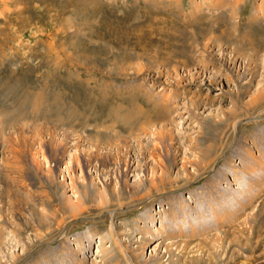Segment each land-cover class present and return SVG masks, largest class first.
<instances>
[{"label": "rangeland", "instance_id": "1", "mask_svg": "<svg viewBox=\"0 0 264 264\" xmlns=\"http://www.w3.org/2000/svg\"><path fill=\"white\" fill-rule=\"evenodd\" d=\"M1 130L0 264H264V0H0Z\"/></svg>", "mask_w": 264, "mask_h": 264}, {"label": "bare ground", "instance_id": "2", "mask_svg": "<svg viewBox=\"0 0 264 264\" xmlns=\"http://www.w3.org/2000/svg\"><path fill=\"white\" fill-rule=\"evenodd\" d=\"M5 131V130H4ZM4 131L3 130H1L0 131V136L3 138L2 140H3V146H2V149L0 148V152H1V150H2V152L3 153H5V155L7 154V156H3V153H2V156L0 155V174L2 173V174H5L8 178H9V180L10 181H12V183L14 182V181H16L17 182V178L18 177H23V175L21 174L22 173V170H21V168H20V164H18V159H17V157H18V155H16L15 154V152H16V143H14V140H12V137L13 136H11L10 135V132H6L5 134H4V137L2 136L3 134L2 133H4ZM9 133V134H8ZM21 139V138H20ZM0 140H1V138H0ZM2 142V141H1ZM1 143H0V147H1ZM22 148V147H21ZM18 149H20V147L18 148ZM23 149V148H22ZM21 149V150H22ZM26 150V149H25ZM30 150V149H29ZM25 152V151H24ZM27 153V152H26ZM29 155V154H28ZM23 156H24V154H23ZM23 156H21L22 158L21 159H23ZM31 155H29V157H30ZM25 158L24 159H26V156H24ZM29 157H27V158H29ZM31 159H32V157H31ZM27 160H30V158L29 159H27ZM19 163H20V161H19ZM33 166V165H32ZM2 176V175H1ZM8 180V181H9ZM19 182H20V179L18 180ZM18 185V184H17ZM10 186L8 185V183L6 184V188L8 189ZM16 188H17V186H16ZM11 191V190H10ZM9 191V192H10ZM14 193V192H13ZM188 197H186V199H187ZM160 210V209H159ZM126 246L127 245H125V246H123V249H127L126 248ZM128 248H129V246H128ZM128 252V251H127ZM129 257L131 258V255H129Z\"/></svg>", "mask_w": 264, "mask_h": 264}]
</instances>
